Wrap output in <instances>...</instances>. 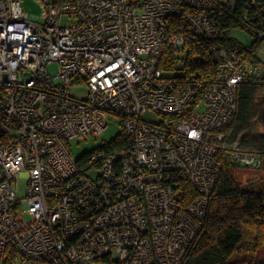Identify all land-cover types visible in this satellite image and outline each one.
<instances>
[{
	"label": "built area",
	"instance_id": "1",
	"mask_svg": "<svg viewBox=\"0 0 264 264\" xmlns=\"http://www.w3.org/2000/svg\"><path fill=\"white\" fill-rule=\"evenodd\" d=\"M37 1L40 16L0 0V264H183L221 170L214 134L236 114L237 87L264 75L247 50L218 41L221 24L235 12L263 39L264 3ZM197 39L215 41L212 80L160 66L166 50L184 55ZM79 87L81 100L70 94ZM110 121L126 145L80 166L69 142Z\"/></svg>",
	"mask_w": 264,
	"mask_h": 264
},
{
	"label": "trees",
	"instance_id": "2",
	"mask_svg": "<svg viewBox=\"0 0 264 264\" xmlns=\"http://www.w3.org/2000/svg\"><path fill=\"white\" fill-rule=\"evenodd\" d=\"M257 1V7L261 6L259 2L264 3V0ZM234 13L228 14L227 22L221 24L223 35L217 37L218 41L247 50L250 63L262 64L256 49L264 38L257 39L248 31L254 41L250 46H244L230 37L231 30L245 29V21ZM213 42L197 39L184 55L168 49L160 66L166 70L181 68L187 75L210 81L216 70L210 51ZM204 74L208 77L204 78ZM236 96L237 111L232 122L214 134L215 137L223 136L221 141L213 140L221 170L209 198L204 223L183 264H264V258L256 261L241 258L244 254H257L264 247V183L242 185L236 171L249 169L234 159L235 154H251L261 161V166L250 171L258 172L264 168V75L259 84L241 83ZM125 145L126 139L119 133L100 148L115 150ZM92 152L77 158L80 166L86 165ZM186 192L189 197L196 195L190 187Z\"/></svg>",
	"mask_w": 264,
	"mask_h": 264
},
{
	"label": "rangeland",
	"instance_id": "3",
	"mask_svg": "<svg viewBox=\"0 0 264 264\" xmlns=\"http://www.w3.org/2000/svg\"><path fill=\"white\" fill-rule=\"evenodd\" d=\"M21 6L23 11L28 14L40 16L42 13V7L37 0H22ZM61 23L65 24V20L62 19ZM231 36L238 43L244 46H250L254 41V37L245 29H234L231 31ZM256 56L259 59V63H262L259 65L264 66V41L257 47ZM56 68V65H50L49 71L54 73ZM87 92L88 90L86 88L80 87L70 90L71 96L79 100L86 98ZM143 119L147 120L148 122L157 123L161 120L159 116L152 115L151 113H146ZM121 130L122 126L118 122L110 121L108 123L107 129H105L104 132L97 137L87 135L85 137L71 140L68 145L72 157L77 159L86 153H90L102 147L106 142L115 138L121 132ZM235 175L237 176L238 181L245 186L257 184L258 182L264 183V168L258 172L240 169L236 171ZM12 189L17 197L24 198L26 195V180L22 177H19L18 175L16 181L12 185ZM241 258L253 261L260 260L261 258H264V247H262L257 254H244Z\"/></svg>",
	"mask_w": 264,
	"mask_h": 264
},
{
	"label": "bare ground",
	"instance_id": "4",
	"mask_svg": "<svg viewBox=\"0 0 264 264\" xmlns=\"http://www.w3.org/2000/svg\"><path fill=\"white\" fill-rule=\"evenodd\" d=\"M214 67V66H213ZM200 73V72H199ZM215 73V72H214ZM194 75H196L195 73H194ZM205 75V74H204ZM203 75V76H204ZM213 76V75H212ZM199 77V76H198ZM206 77H208L207 75H205V77L204 78H206ZM201 78H202V76H201ZM212 78V77H211ZM212 80V79H211ZM209 81V80H208Z\"/></svg>",
	"mask_w": 264,
	"mask_h": 264
}]
</instances>
